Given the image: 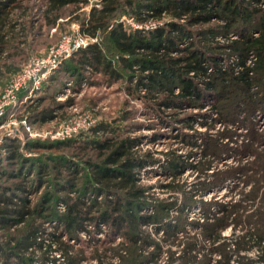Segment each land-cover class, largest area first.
<instances>
[{"label": "trees", "instance_id": "obj_1", "mask_svg": "<svg viewBox=\"0 0 264 264\" xmlns=\"http://www.w3.org/2000/svg\"><path fill=\"white\" fill-rule=\"evenodd\" d=\"M37 4L36 19L32 10ZM84 6H89L86 13L81 11ZM119 14L140 25L151 21L161 25L145 31L127 29L117 20ZM67 18L78 23L79 35L94 41L50 74L34 105L24 104L36 123L50 122L72 105V99L56 103L50 97L49 104L38 109L58 74L76 85L89 71L99 73L108 84L134 81L136 92L143 89L158 107L171 110L194 102L201 108L206 100L224 98L218 82L232 80L241 89L264 86V0H0V85L25 61L42 26L49 31ZM216 34L226 39L237 36L228 42V50L240 71L220 68L223 51L211 41ZM248 57L254 58L250 67L244 65ZM18 109L7 113L16 114ZM118 130L99 124L81 141L35 145L4 137L0 264H156L161 254L166 257L163 264H202L195 262L201 248L218 255L216 264H264V162L242 179V187L245 182L250 185L238 198L201 203V222L181 219L179 224L195 231L178 237L180 228L169 223L172 206L154 202L149 188L140 184V169L156 160L149 152L136 153L133 148L140 139L122 137ZM20 147L40 153L27 157ZM166 157L164 172L174 179L184 163L174 151ZM218 175L209 176L213 181L204 189L222 186L226 179ZM41 188L31 205L27 196ZM187 210L177 207L180 214L187 215ZM47 222H54L53 231L43 229ZM227 226L229 234L223 235ZM80 233L85 240L78 238ZM99 234L103 237H96ZM70 240L81 247L74 249Z\"/></svg>", "mask_w": 264, "mask_h": 264}, {"label": "rangeland", "instance_id": "obj_2", "mask_svg": "<svg viewBox=\"0 0 264 264\" xmlns=\"http://www.w3.org/2000/svg\"><path fill=\"white\" fill-rule=\"evenodd\" d=\"M38 8L37 4L32 10L33 15L37 14L35 15L36 19L39 17ZM88 9L89 6H84L81 11L86 13ZM117 20L122 21L127 29H135L132 24L137 25L135 21L131 22L125 14H119ZM36 21L38 22L39 19ZM157 25H161V23L151 21L140 25L137 29L141 31L151 30ZM77 31L78 23L72 22L69 18L60 19L59 26L49 31L42 26L41 36L37 37L27 49L28 54L25 61L18 66L17 71L10 73L2 80L0 93L11 77L30 58L46 57L50 50L58 45L63 35L74 40ZM235 38L237 36L232 34L227 39L220 34L211 38L214 44L219 45L220 48L217 47L219 51H223L224 56L221 59L222 65L220 67L222 70L240 71V68L236 66L235 56L231 55L230 50H228V42ZM203 43L199 40L200 46ZM253 61L254 58L248 57L244 65L250 67ZM57 77V81L52 82L46 88V93H44V98L38 109L46 107L50 97L56 103H63L66 99H72V105L58 112L57 117L50 122L36 123L32 120L31 108L26 109V107L31 104L34 105V99L43 95L41 89L36 97L31 99L33 102L26 101L24 103L26 107L23 104V107H19L16 111L17 120H26L28 124L30 123L34 129V136L29 137L23 134L21 129H17L23 135V140H20L16 135L11 137L18 138L22 145L52 143L72 138H78L81 141V139L91 137L90 130L96 125L107 124L113 128L118 127V132L122 137L139 138L137 146L133 148L134 151L139 155L149 152L152 159L156 160L146 164L142 170L140 169V184L149 188L154 202H167L172 206L169 223L178 225L180 228L177 232L178 237L185 234L191 235L195 231L190 225L179 224L181 219L185 218L190 223L201 222V203H229L238 198L243 191L249 189L250 185L245 182V186L242 187V179L252 174L253 170L251 169L259 168L258 166L264 162L263 85L241 89L232 80H229L225 85L218 82L216 88L220 93H223L224 98L219 97L214 102L213 100H206L201 108L194 102L180 109L171 110L158 107L156 101L152 100L150 96L145 97L147 92H144L143 89L136 92L134 81L130 84L124 80L115 84H108L99 73L90 71L77 85L73 81H67L63 74H58ZM173 92L176 93L177 89H173ZM247 96H251V99ZM255 103L258 105L251 111ZM174 113L178 114L170 116ZM89 122L91 125L88 130L78 129V132L69 138H57L62 136L61 134L69 129L68 127L82 128L84 123ZM70 123L72 125H69ZM6 131V128L0 129V152L4 137L7 134ZM78 143L76 142L75 145ZM19 151L27 157H36L40 153L23 147H20ZM64 151L73 152L72 149ZM171 151H174L184 163L180 175L174 179L170 176L171 174L164 172L162 165L165 164L166 156ZM213 174H219V179L224 177L226 180L222 186L214 185L204 189V184L213 181V177H209ZM31 178L32 176L29 179ZM168 185L170 188L166 189ZM176 186L182 188L180 190L173 189ZM42 192L43 188L38 193L27 196L31 205L35 203ZM187 193L191 196L186 195ZM177 207L188 208L187 215L184 212L183 214L177 212ZM57 208L59 212L63 209L62 207ZM148 211H151L150 208ZM177 218L178 221L175 220ZM43 227L46 232H51L54 229V222H47ZM230 229L231 226H227L222 234L228 235ZM102 235L99 234L96 237L102 238ZM78 238L85 240L86 237L80 233ZM69 242L72 243L73 241L70 240ZM72 244L74 249L81 247L79 246L80 243ZM205 246L207 247L208 244L205 243ZM195 254L196 263L216 264L218 259L217 254L206 251L205 248L199 249ZM53 256L58 262L63 263L62 258H58V255L53 254ZM165 258V255L161 254L156 264H163Z\"/></svg>", "mask_w": 264, "mask_h": 264}, {"label": "built area", "instance_id": "obj_3", "mask_svg": "<svg viewBox=\"0 0 264 264\" xmlns=\"http://www.w3.org/2000/svg\"><path fill=\"white\" fill-rule=\"evenodd\" d=\"M98 7V5H95ZM130 21H134L130 18ZM134 23V22H133ZM135 24H137L135 22ZM135 29L140 24L134 25ZM86 37L78 34L76 38L71 40L63 35L58 45L50 50V53L44 57H32L25 65L14 74L5 88L0 93V118L4 121L0 124V129L6 128V136H14L17 129L22 128V133L29 137L34 136V129L26 122V120L18 121L14 112L7 113L9 109L19 108L26 101H32L40 92L42 85L48 79L50 74L55 71L59 65L68 59L75 51L84 48L89 42ZM86 121V120H85ZM83 127H68L69 129L57 138H69L72 134L78 132V129L86 131L90 128V122L84 123ZM69 125H72L70 123ZM19 127V128H18Z\"/></svg>", "mask_w": 264, "mask_h": 264}, {"label": "water", "instance_id": "obj_4", "mask_svg": "<svg viewBox=\"0 0 264 264\" xmlns=\"http://www.w3.org/2000/svg\"><path fill=\"white\" fill-rule=\"evenodd\" d=\"M15 135L20 139V140H23V135L21 134V132L19 130H16L15 131Z\"/></svg>", "mask_w": 264, "mask_h": 264}]
</instances>
